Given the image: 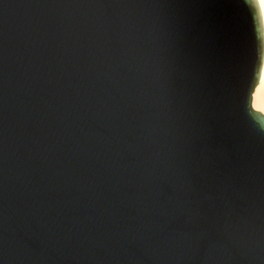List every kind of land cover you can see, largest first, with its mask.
Segmentation results:
<instances>
[{
	"label": "water",
	"instance_id": "obj_1",
	"mask_svg": "<svg viewBox=\"0 0 264 264\" xmlns=\"http://www.w3.org/2000/svg\"><path fill=\"white\" fill-rule=\"evenodd\" d=\"M259 0H0V264H264Z\"/></svg>",
	"mask_w": 264,
	"mask_h": 264
},
{
	"label": "bare ground",
	"instance_id": "obj_2",
	"mask_svg": "<svg viewBox=\"0 0 264 264\" xmlns=\"http://www.w3.org/2000/svg\"><path fill=\"white\" fill-rule=\"evenodd\" d=\"M262 9H263V15H264V3L259 0ZM254 101H255V107L256 110H259L264 113V71L262 75L261 85L259 92H254Z\"/></svg>",
	"mask_w": 264,
	"mask_h": 264
},
{
	"label": "snow or ice",
	"instance_id": "obj_3",
	"mask_svg": "<svg viewBox=\"0 0 264 264\" xmlns=\"http://www.w3.org/2000/svg\"><path fill=\"white\" fill-rule=\"evenodd\" d=\"M262 3H264V0H261Z\"/></svg>",
	"mask_w": 264,
	"mask_h": 264
}]
</instances>
